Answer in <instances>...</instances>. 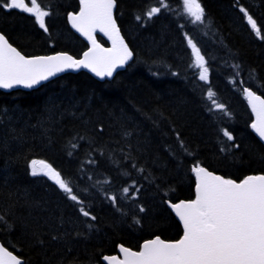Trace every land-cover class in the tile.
Wrapping results in <instances>:
<instances>
[{"label":"trees","instance_id":"trees-1","mask_svg":"<svg viewBox=\"0 0 264 264\" xmlns=\"http://www.w3.org/2000/svg\"><path fill=\"white\" fill-rule=\"evenodd\" d=\"M182 1L164 0L168 7L147 18L159 0H116L134 56L111 79L80 70L30 91L0 89V241L25 264H104L119 244L138 250L155 236L180 238L168 201L195 197L197 162L237 181L264 174V145L244 92L264 98V39L241 11L264 35V0H200L203 23L183 13ZM37 2L50 12L47 32L32 14L3 7L0 32L26 55L79 57L89 44L67 19L79 1ZM189 38L205 57L208 81L199 79ZM32 159L59 171L82 204L48 177L32 176Z\"/></svg>","mask_w":264,"mask_h":264},{"label":"snow or ice","instance_id":"snow-or-ice-1","mask_svg":"<svg viewBox=\"0 0 264 264\" xmlns=\"http://www.w3.org/2000/svg\"><path fill=\"white\" fill-rule=\"evenodd\" d=\"M79 2V12L69 13L68 19L73 28L91 42V47L83 53V57L76 59L66 52L50 56H25L0 33V88L9 89L16 85L31 88L57 73L82 67L90 69L99 77H111L118 66H123L132 58L133 53L120 35L113 17L116 0ZM159 5L146 12L147 18L168 7L164 0H159ZM0 7L32 14L39 27L48 31L45 18L50 12L43 9L37 0H0ZM183 8L194 23L204 22L205 10L200 0H183ZM241 11L256 36L264 39L257 21L246 9L241 8ZM136 19L141 17L137 16ZM97 29L109 37L111 48H105L97 42ZM187 43L194 57L193 63L200 70L199 79L208 81L209 69L205 57L191 38ZM244 92L255 114L251 127L264 139V98L247 88ZM214 95L209 90L208 97L215 108L225 110V106L213 98ZM223 134L228 140H233L229 131L224 130ZM29 167L32 176L48 177L72 201L82 204L78 196L73 194L69 183L50 163L32 159ZM191 171L196 177L195 198L170 203L182 223L183 235L177 240H163L156 236L145 240L139 250L120 245V255H105L103 260L108 264H264V174L248 175L237 182L216 175L198 162ZM123 192L128 194L130 189L126 187ZM110 199L114 204L117 201L116 196ZM79 211L84 217L95 220L85 207L81 206ZM0 223H4L2 216ZM0 264H24V261L0 244Z\"/></svg>","mask_w":264,"mask_h":264},{"label":"water","instance_id":"water-1","mask_svg":"<svg viewBox=\"0 0 264 264\" xmlns=\"http://www.w3.org/2000/svg\"><path fill=\"white\" fill-rule=\"evenodd\" d=\"M79 10H80V8H79ZM79 10L77 11V12H71V13H78L79 12ZM115 10H116V5H115V7H114V9H113V17H114V19H115V21H116V18H115ZM68 21H69V19H68ZM69 24H70V26H71V28L73 29V31L77 34V35H79L80 37H82V38H84L86 41H88V43H89V47L84 51V52H86L90 47H91V42L87 39V37H85L82 33H80L79 31H77L75 28H73V26H72V24H71V22L69 21ZM116 24H117V27L119 28V26H118V23H117V21H116ZM119 30H120V28H119ZM1 33V32H0ZM3 34V33H2ZM96 34H100V35H102V36H104L105 38H107L108 40H109V42H110V45L109 46H104V45H102L100 42H98L99 44H101L103 47H105V48H111L112 47V42H111V40L109 39V37L107 36V35H105L103 32H100L98 29H97V31H96V33H95V38H96ZM120 35L124 38V36L122 35V32H121V30H120ZM6 37V36H5ZM7 38V37H6ZM97 40V39H96ZM124 41H125V43L128 45V43H127V41L125 40V38H124ZM10 42V41H9ZM13 45V44H12ZM13 47H15V48H17L16 46H14L13 45ZM128 47H129V45H128ZM129 49L131 50V48L129 47ZM17 50L18 51H20L18 48H17ZM132 51V50H131ZM21 52V51H20ZM60 52H66V51H55V52H51V53H47V54H35V55H26V54H24L23 52H21L22 54H24L25 56H29V57H31V56H50V55H55V54H57V53H60ZM83 52V53H84ZM66 53H68L69 55H71V56H73L74 58H76V59H81L82 57H83V53L79 56V57H75L74 55H72L71 53H69V52H66ZM133 53V52H132ZM133 56H134V54H133ZM133 56H132V58L129 60V61H127L123 66H118L116 69H115V71L113 72V75L111 76V77H108V76H105V77H99V76H97L94 72H92L90 69H88V68H79V69H67V70H65V71H63V72H60V73H57L55 76H52V77H49V79L48 80H45V81H41L39 84H37V85H34L33 87H31V88H28V87H25V86H23V85H16V86H14V87H12V88H9V89H4V88H0L2 91H4V92H9V91H14V90H24V91H30V90H33V89H36L37 87H39L40 85H42V84H44V83H46V82H48V81H50V80H52V79H54V78H56V77H58V76H60V75H63V74H66V73H75V72H78V71H80V70H84V71H86V72H88L89 74H91L95 79H97V80H99V81H104V80H106V79H111L117 72H119V71H122L123 69H125V67H126V65L133 59ZM235 69V68H234ZM236 70V69H235ZM246 89V88H245ZM251 91H253V90H251ZM254 92V91H253ZM256 95H259V96H261L260 94H258V93H256ZM262 98H263V96H261ZM247 103H248V105H249V102H248V98H247ZM250 106V105H249ZM250 109H251V106H250ZM251 112H252V110H251ZM252 115H253V121L255 120V114L252 112ZM253 121H252V123H253ZM251 123V124H252ZM252 128V127H251ZM252 131H253V133H254V135L261 141V143L264 145V139H261L260 137H259V135L255 132V130L254 129H252ZM210 171V170H209ZM213 172V171H212ZM215 173V172H214ZM216 175H219V174H217V173H215ZM251 175H260V174H251ZM237 182H239V181H237ZM196 185V184H195ZM195 198V197H194ZM193 198V199H194ZM182 200H185V199H182ZM190 200V199H189ZM177 202H179V201H177ZM177 202H170V201H168V206H169V208H170V210H171V212L174 214V216H175V218L177 219V221L180 223V225L182 226V223L179 221V218L176 216V214H175V212L172 210V208L170 207V203H177ZM182 229H183V226H182ZM183 235V234H182ZM181 235V236H182ZM156 237V236H155ZM155 237H153V238H150V239H154ZM150 239H147V240H150ZM161 239H163V238H161ZM179 239V238H178ZM163 240H165V239H163ZM177 240V239H176ZM144 242V241H143ZM143 242L141 243V244H143ZM0 244H3L1 241H0ZM4 245V244H3ZM120 245H122V244H119L118 245V247H117V252L116 253H113V254H106V255H108V256H111V255H120V253H119V246ZM125 246V245H124ZM4 247H6L5 245H4ZM125 247H127V246H125ZM7 248V247H6ZM9 251H11L10 249H8ZM133 250H135V249H133ZM139 250V249H138ZM13 254L14 255H16L14 252H13ZM18 258H20V259H22L23 260V258H21V257H19L18 255H16ZM103 256H105V255H103ZM103 256H102V258H101V261L104 263V264H108V262L107 261H105V260H103ZM122 258V257H121ZM24 261V260H23Z\"/></svg>","mask_w":264,"mask_h":264},{"label":"rangeland","instance_id":"rangeland-1","mask_svg":"<svg viewBox=\"0 0 264 264\" xmlns=\"http://www.w3.org/2000/svg\"><path fill=\"white\" fill-rule=\"evenodd\" d=\"M181 8H182L183 13H185L184 8H183V1H182V4H181ZM185 14H186V13H185ZM186 15H187V14H186ZM187 17H189V16L187 15ZM189 18L192 20L191 17H189Z\"/></svg>","mask_w":264,"mask_h":264}]
</instances>
